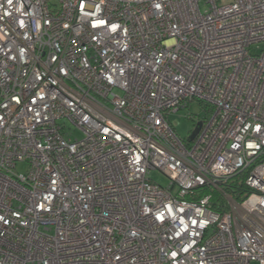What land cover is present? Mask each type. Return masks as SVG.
I'll return each mask as SVG.
<instances>
[{
    "label": "built area",
    "instance_id": "obj_1",
    "mask_svg": "<svg viewBox=\"0 0 264 264\" xmlns=\"http://www.w3.org/2000/svg\"><path fill=\"white\" fill-rule=\"evenodd\" d=\"M0 264H264V0H0Z\"/></svg>",
    "mask_w": 264,
    "mask_h": 264
},
{
    "label": "rangeland",
    "instance_id": "obj_2",
    "mask_svg": "<svg viewBox=\"0 0 264 264\" xmlns=\"http://www.w3.org/2000/svg\"><path fill=\"white\" fill-rule=\"evenodd\" d=\"M230 1L232 0H217V3L222 4ZM201 5L202 10L206 9V5L203 3H201ZM210 115L211 112H209V109L206 106L199 104L197 101H193L189 103L187 107L182 108L177 112L170 113L167 117V121L171 124L175 133L186 141L195 124ZM70 128L72 129L69 135L71 139H81L83 137L82 132L73 129L71 126ZM15 169L18 173H25L27 170V164L18 163ZM148 177L161 186H167L169 184L168 177L158 169L150 170Z\"/></svg>",
    "mask_w": 264,
    "mask_h": 264
},
{
    "label": "trees",
    "instance_id": "obj_3",
    "mask_svg": "<svg viewBox=\"0 0 264 264\" xmlns=\"http://www.w3.org/2000/svg\"><path fill=\"white\" fill-rule=\"evenodd\" d=\"M247 173H239L235 175L234 177L230 178L228 181H226L223 185V190L225 193H227L232 199L236 201L242 200L247 194H248V188L246 187L244 180ZM203 191H207L206 189H201ZM217 199H220L218 193L213 192V202L212 207L215 210L219 209V205L216 203Z\"/></svg>",
    "mask_w": 264,
    "mask_h": 264
},
{
    "label": "water",
    "instance_id": "obj_4",
    "mask_svg": "<svg viewBox=\"0 0 264 264\" xmlns=\"http://www.w3.org/2000/svg\"><path fill=\"white\" fill-rule=\"evenodd\" d=\"M201 127V122H197L195 127L193 128V130L190 132L188 139L191 141L194 139V137L196 136V134L198 133V131L200 130Z\"/></svg>",
    "mask_w": 264,
    "mask_h": 264
}]
</instances>
